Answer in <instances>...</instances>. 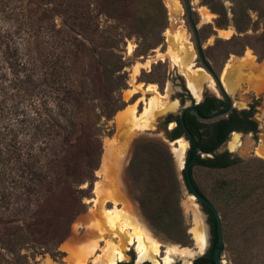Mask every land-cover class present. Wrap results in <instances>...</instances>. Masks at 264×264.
I'll return each mask as SVG.
<instances>
[{
    "label": "rangeland",
    "instance_id": "1",
    "mask_svg": "<svg viewBox=\"0 0 264 264\" xmlns=\"http://www.w3.org/2000/svg\"><path fill=\"white\" fill-rule=\"evenodd\" d=\"M233 1L242 3V10H239L235 22L231 11L234 7ZM233 1L189 0L191 8L188 13L184 0H0V50L12 49L13 46L19 45L23 58L30 63L34 60L37 65H41L45 57L54 52L66 53L74 75L73 86L86 94L82 102L76 105L79 112V134L72 144L60 153L62 159L79 167L81 164L86 167L89 163L87 141L91 138L90 135L97 133L102 143L98 170L94 171L91 183L86 180L87 176L77 175L76 181L70 185L72 191L69 192L62 180L54 179L56 181L51 199L54 207H49L43 213L47 216L52 215L57 221L62 215L68 216L66 225L70 229L59 245V249L65 255L52 256L43 249H32L29 244L22 252L33 254L34 264H92L93 259L103 251L108 242L118 240H121L124 247L123 262L148 261L155 264L149 259L138 262L136 244L128 245L127 234L120 233L119 229H109L102 214L104 208H118L126 212L133 210L152 230L163 245L162 249L173 243L198 250L191 230L193 226L191 212L188 213L185 206L188 196L192 193L184 183L182 167L175 162L172 151L174 143L170 144L168 141L169 131L176 124L170 127L165 122L169 114L174 117L179 115L184 105L201 101L205 95L224 98L223 92L200 60L193 25L203 57L214 73L220 75L224 67L229 65L230 91L224 86L223 88L230 98L231 107L249 109L254 106L253 119L258 125L256 138L252 132H240L237 144L231 147L234 135L232 132L229 140L220 149H227L233 155L242 157L249 162L250 170L259 165L263 167L261 162L264 161V16L246 7L257 5L264 10V0ZM212 6L217 7L220 12L214 11ZM76 51L78 56L73 57L72 52ZM246 51L254 56L252 61L244 59ZM99 54L107 61L120 59L123 64L122 71L126 72L127 86L120 90H111L115 97H121L124 105L114 112L110 120L101 113L106 107L103 92L98 94L100 93L98 81L94 77L100 70L97 61ZM175 58L184 59L185 62L177 65ZM135 65L138 72L133 74L132 69ZM2 66L5 73L4 92L9 104L4 110L10 112L11 106L15 105L11 100L16 93L11 87L14 75L7 66H4L3 60ZM196 67H201L202 70L193 71L192 69ZM119 72H115V75ZM196 78L201 79L196 83L200 98H194L187 88V80ZM210 79L214 82L213 86ZM140 82L143 84L139 89L137 83ZM148 83L155 84L157 95L166 108L171 105L169 104L171 101H176L175 110L167 112L168 108L164 110L165 107L161 109L158 107L147 126L141 129L131 128L130 122L120 123L116 116L118 111L130 108L136 102V112H140L146 101L155 94L152 90L145 89ZM133 88L137 90L130 95L125 92ZM107 89L109 90L106 88L102 91ZM94 93L97 95L94 96ZM181 98L185 100L184 104L180 103ZM20 107L31 115L35 109L40 112L44 107L53 109L54 104L52 101L43 103L33 96L25 99ZM20 117V113H16L3 121L16 123ZM110 128L114 130L111 136L104 133ZM145 141L164 147L173 154L175 173L180 180L179 205L186 225V234L179 236L181 240H177L176 235L168 237L155 229L136 200L128 163L135 143ZM106 145L110 146V153L104 149ZM188 148L187 142L185 153ZM104 157L112 168L110 185L107 186L104 183L106 180L101 166ZM185 158L186 156L183 157V163ZM55 160L56 157L49 153L41 157L43 167L52 173L57 169ZM244 166L230 169L193 167L192 170L195 183L217 207L220 215L224 242L221 264H264V189L251 194L253 201L259 198L256 205L254 202L251 205L240 202L246 188L233 189L234 184H239L240 180L245 178L242 172ZM76 169L79 171L81 168ZM224 180L229 182L226 188L222 185ZM250 181H253V178ZM100 184L101 196L97 195L96 191V186ZM103 189L108 190L105 192ZM194 200L203 216L208 236L205 252L210 245V226L207 214L195 197ZM95 214L106 229L102 236L89 225L95 219ZM56 232L57 228L46 230L44 235ZM4 233L5 227L0 222V264H11L9 251L6 247L2 248L5 244V241L1 240ZM93 243H96V247L90 252L89 247ZM161 253L163 257L164 249ZM199 255L200 253H196L193 257ZM161 256L156 258L163 264ZM193 257L187 260L177 257L172 264L178 261L187 263Z\"/></svg>",
    "mask_w": 264,
    "mask_h": 264
},
{
    "label": "trees",
    "instance_id": "2",
    "mask_svg": "<svg viewBox=\"0 0 264 264\" xmlns=\"http://www.w3.org/2000/svg\"><path fill=\"white\" fill-rule=\"evenodd\" d=\"M184 2L186 5L185 0ZM233 2L234 7L231 8V11L235 22L239 10H242V3ZM246 8L256 10L264 16V10H261V7L257 5H249ZM212 9L220 12L215 6H212ZM186 10L189 13L190 10L188 11L187 6ZM188 19L192 23L189 15ZM194 35L197 36L195 32ZM18 46L4 51L0 50V124H2L0 125V127L2 126V129L0 128V222L5 227V233L1 238L5 244L1 247H6L9 251L12 259L11 264H34L33 254L22 252V249L29 244L32 249H43L44 252L50 253L52 256L65 255L59 249V245L70 229L66 225L68 216L62 215L57 221L52 215L47 216L43 212L53 206L51 199L57 179L66 184L69 192L72 191L70 185L76 181L75 176L77 175H85L87 176L86 180L89 183L92 182L93 173L98 167L102 143L97 133L90 135L91 138L87 141L90 155L86 167L83 164L79 167L75 163H69L62 159L60 153L64 152V148L70 146L79 134V112L76 105L82 102L86 94L73 86L74 75L66 53L54 52L45 57L41 65H37L34 60L30 63L23 58L20 46ZM74 55L78 56L77 51L72 52L73 57ZM2 60L4 66H7L14 75L11 87L15 89L16 93L13 94L11 100L15 105L11 106L10 112L4 110L9 104H7L8 97L3 86L5 73L2 70ZM97 61L100 70L94 77L98 81L100 90L98 94L103 92V101L106 107L101 113L110 120L114 112L124 105L121 97H115L111 90H120L127 86L126 72L122 71L123 64L120 59L107 61L99 54ZM115 72L119 73L115 75ZM106 88L109 90L102 91ZM95 95L97 93H94ZM223 95V99L215 95H205L201 101L195 104L199 113L203 117H209L216 112L225 110L229 105L230 98L224 92ZM33 96L39 98L43 103L52 101L54 108L44 107L42 112L35 109L30 115L20 107V104ZM184 102L185 100L181 98L180 103L184 104ZM16 113L21 115L16 123H4L3 120ZM253 113L254 106L249 109L231 107L224 116L206 121L198 118L193 111L186 110L182 120L190 134L187 133L180 117H177V125L168 134L170 140L178 139L182 135H185L189 140L190 146L186 151L185 165L194 157L189 169L192 182L213 206V202L203 194L195 183L192 175L193 167L230 169L245 165L242 167L245 178H242L239 184H234L233 189L246 188L240 202L249 205L252 202L254 205L259 202V198L253 201L251 194L259 189H264V161L261 162L263 167L259 165L250 170L249 162L247 163L242 157L233 155L227 149H220L229 140L233 130L251 131L256 138L258 125L257 121L252 118ZM104 133L111 136L114 130L110 128ZM45 153L56 157L57 169L54 173L42 165L41 157ZM172 155L168 149L153 142H136L128 163V171L132 178L139 207L152 226L168 237L176 235V239L181 240L179 236L186 234V225L179 205L180 180L175 173ZM76 168L81 169L77 171ZM254 170L255 174H253ZM182 175L189 190L184 169ZM252 178L253 181H250ZM222 185L226 188L229 182L224 180ZM189 192L191 191L189 190ZM198 202L207 214L211 245L205 253L197 256L192 264H213L212 250L217 240V222L211 208L200 200ZM215 208L217 210V207ZM56 228L55 234L44 235L46 230ZM117 264L135 263L120 261ZM139 264L151 263L144 261ZM173 264L184 263L178 261Z\"/></svg>",
    "mask_w": 264,
    "mask_h": 264
},
{
    "label": "bare ground",
    "instance_id": "3",
    "mask_svg": "<svg viewBox=\"0 0 264 264\" xmlns=\"http://www.w3.org/2000/svg\"><path fill=\"white\" fill-rule=\"evenodd\" d=\"M253 58L254 56L252 55V53L249 51H246V55L244 59L246 61H252ZM175 62L177 65L178 64L182 65L185 61L184 59L179 60L175 58ZM197 69L200 71L202 70L201 67H196V68H193L192 70L194 71ZM137 72H138V67L135 65L132 69V73L136 74ZM228 76H229V65L227 64L224 67L219 77H220V81L222 85L224 86V88L227 91H230ZM199 81H201V79H198V78H196L195 80H191V79L187 80V87L190 90V92L193 94L194 98L195 97L200 98V93L196 85V83ZM142 84H143L142 82L137 83V86L139 87V89L140 87H142ZM210 84L211 86L214 85V82L211 79H210ZM145 89L152 90L155 94L146 101V104L143 110L140 112H136L137 111L135 107L136 102H134L130 106V108L126 107L123 110L118 111L116 113V116H117V120L120 123L130 122L131 128H139V129L144 128L147 126L148 122L150 121V118L153 116V112L158 107H160L161 109L162 107L166 106V105L165 106L162 105L161 100L157 95L158 90L155 84L148 83ZM136 90L137 89L135 88L127 89L125 90V92L128 95H130L132 92ZM167 108L165 107L164 110L167 109L166 111H168L169 109L172 108V106H169ZM172 125L173 123H170V126ZM232 134L234 135L231 140V144H232L231 147L235 146L239 140L238 133H232ZM185 140L186 139H184L183 137H179L178 139H175L174 141H172L174 143L172 146L173 147L172 151L174 153L175 162L180 168L183 165V157L185 154V150L187 148L188 141L186 140L187 141L186 142ZM104 149L108 151V153H110L109 145L104 146ZM257 152L259 155H262L261 152L259 151ZM101 166L103 169L102 173L106 180V182L104 183H105V186H107L109 184V181H111L112 168L109 167L110 166L109 162L105 161V157L104 159L102 158ZM107 190H105V192H107ZM96 191H97V195L99 196L102 195L101 184L96 186ZM188 197L189 198L185 206H186L187 212L188 211L191 212V218L193 221V226L191 230L193 231V236L195 238V244L197 247L196 249L198 250H193L192 248H189V247H183V246H179L177 244L171 243L167 246H164L163 248L164 256L163 257L161 256L162 255L161 252L163 251L162 249L163 245L158 241V239L153 234L152 230L147 226V224L141 221L140 218L137 216V214L133 210H130V211L128 210V212H126L123 209H118V208H104L102 214L106 220V223L109 229L111 230L119 229L120 233L127 234L128 245L136 244L135 246H136V251L138 253V260H139L138 262L149 259V260H153L155 264H161V261L156 258V257L161 256V260L163 264H172V262L174 261V258L179 257L184 260H187L188 258L193 257V255H195L196 253H201L206 248L207 243H208L206 227H205V223H203V216L201 212L199 211L197 203L194 200V196L189 195ZM131 206L132 205H130V207ZM94 216H95V219L92 220L89 225L92 226L93 230H97L100 233V236H102L106 232V229L102 226V223L100 219L97 218L96 214ZM115 236H117V234ZM79 246H82V245H79ZM95 247H96V243H93L92 245H90L89 247L90 252L93 251ZM124 259H125V253H124V247L122 246L121 240H118V242L110 241L107 243L103 251L99 253L96 256V258L93 259L92 264H117V262L123 261ZM187 263H190V261ZM77 264H82V263H77Z\"/></svg>",
    "mask_w": 264,
    "mask_h": 264
},
{
    "label": "water",
    "instance_id": "4",
    "mask_svg": "<svg viewBox=\"0 0 264 264\" xmlns=\"http://www.w3.org/2000/svg\"><path fill=\"white\" fill-rule=\"evenodd\" d=\"M186 1V6L188 8V11L190 10V2L189 0H185ZM178 19V17H177ZM175 19V20H177ZM175 22V21H174ZM193 29H194V32L196 33L195 31V28H194V25H193ZM196 48H197V52H198V55L200 57V60L201 62L203 63L205 69H207V71L212 75V78L214 79V82L216 83V85L227 95L226 91L224 90L223 88V85L220 81V75H216L214 73V71L211 69V67L208 65V63L205 61L204 57H203V54H202V49H201V44H200V41L198 40L197 36H196ZM197 103V102H196ZM195 103V104H196ZM195 104H189V105H184L182 107V110L180 112V118H181V122L183 123V120H182V116H183V113L185 110H192L195 115L202 119V120H212V119H215L216 117L218 116H221V115H224L227 113L228 111V108L225 109V110H222V111H219V112H216L214 113L213 115L209 116V117H203L199 111H198V108L196 107ZM229 106H231V102H229ZM183 126L185 127L184 123H183ZM186 129V127H185ZM187 133L190 134L188 132V130L186 129ZM180 137H183L184 139H186L188 141V144L190 145V142L189 140L186 138L185 135H182ZM179 138V137H178ZM175 139L173 140H168L169 143L171 144L172 141H174ZM195 151H197V149L195 148ZM185 156H186V153H185ZM184 156V157H185ZM193 160H194V157L185 165V161L186 159H184V163H183V166H182V170L184 169V173H185V178H186V181H187V185H188V188L189 190L191 191L192 195L197 199V200H200L204 203H206L212 210L214 216H215V219H216V222H217V240H216V243L213 247V251H212V260H213V263L214 264H221V255H222V252L224 250V242H223V236H222V229H221V223H220V215L218 213V211L216 210V208L212 205V203H210L208 201V199H206L197 189L196 187L194 186L193 182H192V179H191V174H190V166L191 164L193 163ZM183 177V175H182ZM208 237V236H207ZM196 245V244H195ZM205 250V249H204ZM204 250L200 253V255H202L204 253ZM196 257H193L192 260H190V263H184V264H192L193 260L195 259ZM135 264H139V263H135Z\"/></svg>",
    "mask_w": 264,
    "mask_h": 264
},
{
    "label": "flooded vegetation",
    "instance_id": "5",
    "mask_svg": "<svg viewBox=\"0 0 264 264\" xmlns=\"http://www.w3.org/2000/svg\"><path fill=\"white\" fill-rule=\"evenodd\" d=\"M187 88H188V87H187ZM188 90H189V89H188ZM191 94H192V93H191ZM193 97H194V96H193ZM195 103H196V102H195ZM195 103H194V104H195ZM197 103H198V101H197ZM197 103H196V104H197ZM177 106H178V105H177ZM227 108H228V111H229V110L231 109V106L228 105ZM227 108H226V109H227ZM181 110H182V109H181ZM181 110H180V112H181ZM185 111H186V110H185ZM185 111H184V112H185ZM191 111H192V110H191ZM228 111H227V112H228ZM167 112H168V111H167ZM183 114H184V113H183ZM177 117H180V113H179V115H177V116H175V117H174L172 114H169V115L166 117V119H165L166 125H169V126H170V123H173V124L175 123V124L177 125V121H176ZM216 118H218V117H216ZM252 118H253V116H252ZM212 120H213V119H212ZM207 121H208V120H207ZM170 127H171V126H170ZM169 132H170V131H169ZM232 132H234V133H238L239 135H241L240 132H242V133H248V132H245L244 130H233ZM232 132H231V133H232ZM249 132H251V131H249ZM189 146H190V145H189ZM209 241H210V245H211V235H210V240H209ZM207 244H208V243H207ZM210 245H209V247H210ZM209 247H208V248H209ZM206 251H207V250H206ZM206 251H205V252H206ZM212 251H213V250H212ZM205 252H204V253H205ZM213 264H214V263H213Z\"/></svg>",
    "mask_w": 264,
    "mask_h": 264
},
{
    "label": "crops",
    "instance_id": "6",
    "mask_svg": "<svg viewBox=\"0 0 264 264\" xmlns=\"http://www.w3.org/2000/svg\"><path fill=\"white\" fill-rule=\"evenodd\" d=\"M169 104H171L170 106H172V108L169 109L168 111H174L175 110L174 107L176 106V101L173 100ZM177 104H178V102H177Z\"/></svg>",
    "mask_w": 264,
    "mask_h": 264
}]
</instances>
